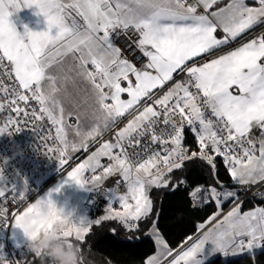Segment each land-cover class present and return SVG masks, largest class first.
<instances>
[{"label": "snow or ice", "instance_id": "1", "mask_svg": "<svg viewBox=\"0 0 264 264\" xmlns=\"http://www.w3.org/2000/svg\"><path fill=\"white\" fill-rule=\"evenodd\" d=\"M217 3L218 0H0V76L9 80L14 77L11 92L0 79V92L5 96L0 109L7 104L12 112L30 116L33 122L46 117L55 126L54 139L59 141L47 151L58 153L60 165L66 163L63 157L69 148L66 128H72L81 138L78 144L70 145L71 150L86 149L89 139L95 140L135 110L127 124L116 131L114 141L101 144L84 163L67 173V180L78 185L97 187L107 177L119 176L117 184L126 186L122 194L109 189V206L104 215L94 220H73L63 209L57 210L62 236L78 242L82 251L93 227L105 222H115L126 232L138 231L140 223L154 213L149 191L177 187L171 183V174L182 169L185 162L200 159L217 177L218 157L223 159L231 186L217 178L213 185L197 187L190 195L197 202H215L217 208L231 200V210L223 214V219H218L219 212L210 216L208 222L215 221L213 226L196 238L188 237L177 253L161 236L156 213L150 234L158 254L148 258L146 264H161L162 260L167 264H207L217 255L227 260L242 254L250 255L255 264L256 251H264V207L241 212V193L246 194L252 186H264V31L241 40L223 54L204 59L264 24V0H254L258 6L250 5L248 0H229L225 7L212 11ZM33 5L43 15L46 28L33 31L24 26L21 34L9 20L10 9ZM75 17L82 18L83 25ZM120 36L142 53L145 63L137 67L123 55L114 42ZM68 56L75 61L77 74L92 88V126L87 132L79 126L82 114H76V126L67 124L61 101L57 96L53 99L43 94L46 85L56 94L64 87L69 77L60 74L61 65ZM54 67L58 69L55 73ZM181 74L182 79L159 95ZM122 94H127L128 99H122ZM33 101L39 110L33 108L29 113L27 105ZM22 103L24 108L20 107ZM19 123V118H9L0 133H7L9 127L18 132ZM158 126H162L159 133ZM257 128L258 141L251 138L252 130ZM186 129L195 135L197 151L184 147ZM152 145L160 150L152 151ZM137 147L140 151H136ZM128 148L133 151L129 153ZM102 156L110 161L107 166L101 165ZM101 167L100 175L90 180L83 178L86 169L95 172ZM252 195L264 198V191ZM112 201H117L120 208L113 207ZM51 203L50 194L29 199L25 187L22 190L0 171V221L14 227L22 211H35ZM204 228V223L198 225L199 230ZM109 231L115 235L117 229ZM30 252L31 261L27 255L22 262L0 257V264H38L40 254Z\"/></svg>", "mask_w": 264, "mask_h": 264}, {"label": "trees", "instance_id": "2", "mask_svg": "<svg viewBox=\"0 0 264 264\" xmlns=\"http://www.w3.org/2000/svg\"><path fill=\"white\" fill-rule=\"evenodd\" d=\"M183 142L196 147V141L190 129L185 130ZM215 163L217 177L212 175L210 166L205 162L193 159L185 162L182 169L175 170L171 174V183L178 185L177 187L151 189L149 195L154 201V213L148 220L140 223L138 231L126 232L115 222H105L100 227H93L83 247V264H146L148 257L157 250V245L150 234L151 220L156 218V213L159 214V232L169 248L173 250L182 245L188 237L199 230L198 225L208 222L210 216L232 203L229 200L223 202L221 208H217L215 202H197L190 195L197 187L207 188L213 185L217 178L225 185L231 186V177L227 173L223 160L218 157ZM258 190L264 191V186H258L244 196L242 209L255 205L264 206V198L252 195ZM243 194L245 193H241ZM90 213L97 216L100 211H90ZM111 228L117 229L115 235L109 231ZM127 237H133V239L129 240ZM25 255L29 261L32 260L30 250L17 256L22 262ZM207 264H253V262L248 254L228 257L227 260L217 255L212 257ZM255 264H264V251H256Z\"/></svg>", "mask_w": 264, "mask_h": 264}, {"label": "crops", "instance_id": "3", "mask_svg": "<svg viewBox=\"0 0 264 264\" xmlns=\"http://www.w3.org/2000/svg\"><path fill=\"white\" fill-rule=\"evenodd\" d=\"M65 2H68V0H65ZM189 2H192V0H189ZM228 3L229 0H218V3L214 5L211 10L214 11L217 8L225 7ZM248 3L253 6H258L254 4V0H248ZM202 10H203L202 8H198V11H202ZM72 15L75 16L74 13ZM75 18L77 19L78 23L83 25L82 18L80 17H75ZM9 20L11 23H13L16 26L17 31L20 32L21 34H23L24 32V26H27L28 29L33 31H41V30H45L46 28V23L43 15L38 14L34 5L31 7H21L16 11H12L10 9ZM262 31H264V24L257 25L253 29L249 30L244 36L239 38L235 43L228 45L226 48H221L220 50H218V52L213 53L212 57H204V59L214 58L216 55L223 54L225 51L238 46L241 40L253 38L259 35ZM114 42L116 46L120 47V45L116 41ZM122 52L125 57H127L131 62H133L125 54L123 49ZM61 67H62V72L60 74L61 75L66 74L69 77V79L64 84V87L61 88V91L56 94V96L61 101L65 109L64 115L66 118V123L69 125L76 126L77 125L76 114L80 113L82 115L79 126L81 127V130L83 132H87L92 126V122L89 118L93 108V99H94L91 85L83 77L77 74L75 68V61L73 60L72 56H68L67 58H65ZM88 68L89 70H92L91 65H89ZM52 71L55 73L58 71V69L54 67ZM182 78L183 76L182 77L178 75L175 76L174 80L169 82L165 86V88L161 92H159V95H163V92H166L168 88H170L177 80H180ZM122 99L127 100L128 99L127 94H122ZM141 107H143V103L141 104ZM68 113H72L73 115L68 116ZM134 114H135V110H133L131 114L126 115L125 117L118 120L110 128L114 127L115 130L118 131L127 124V121L131 119ZM110 128H108L106 131H103L99 136L95 138V140L89 139L86 149L77 148L76 151H72L70 145L73 143L78 144L81 138L75 135V132L73 131L72 128H66V138L69 142V148L67 149V154L68 156L74 158L72 164L68 166L65 170H63L54 179L48 181L38 192H36V194L30 197V199H34L37 196H44L50 194L51 199L57 205V207L63 209V212L65 214H70V218H72L73 220L78 218H83L85 220H94L95 218L104 215L105 210L109 206L108 203L111 199L109 189H112L111 187L113 182L120 177L119 176L107 177L101 182L100 186L93 187L89 184L78 185L75 182L68 181L67 173L71 171L73 168H75L77 165L84 163L88 159V157L92 155L93 152L97 151V149L100 147L101 144H103L106 141L115 140L116 131L113 133L108 132ZM251 138L256 141L259 140L260 130L258 128L252 130ZM256 145L258 149L259 144L257 143ZM256 154L257 155L259 154L258 151ZM99 159L101 165L105 160H108L107 157H103V156L100 157ZM102 171H103L102 167L96 169L95 172H93L92 169H86L83 178L85 180H90L93 175H100ZM256 187L258 186H254L246 194H248L250 191H253ZM57 188H59L58 191L56 190ZM95 189H100L104 194V204L103 207L99 210L100 214H98L97 216H93L90 212H87L83 209V202L85 198L92 190ZM246 194H243L242 196L244 197ZM112 205L116 209L120 208V205L117 201H112ZM232 207H233V202L230 205H228L226 208H222L219 211H217L221 213L218 219H223V214H226L229 210H231ZM258 207H264V206L255 205L248 209H242L241 206V212H247ZM214 223L215 221L204 223L205 228L203 230H198L195 234H193L190 237L193 238L198 237L202 231H206L208 228L212 227ZM9 239L16 251L20 252L19 249L27 246L25 237L13 226L11 227L10 230ZM186 242L187 240L184 241L183 244L180 245L178 248L173 249V252L177 253L181 251L182 248L185 246ZM161 264H167V261L162 260Z\"/></svg>", "mask_w": 264, "mask_h": 264}, {"label": "built area", "instance_id": "4", "mask_svg": "<svg viewBox=\"0 0 264 264\" xmlns=\"http://www.w3.org/2000/svg\"><path fill=\"white\" fill-rule=\"evenodd\" d=\"M133 39L138 37L133 36ZM123 49L125 54L137 65L140 66L145 63L146 58L142 53L136 50L133 46H130L129 41L124 36H120L115 40ZM5 63H7L5 61ZM183 76V74L178 75ZM4 85L9 88L11 92L13 80H9L7 76H0ZM195 91V89H193ZM11 99V96L8 97ZM5 96L3 92H0V103H4ZM21 108L25 105L20 104ZM36 108L39 110V106L33 101L27 105V111L31 113V110ZM12 118L13 120L19 118L20 123L17 127L20 128L18 132L14 127H9L7 133H0V171L4 177L9 180L15 181L19 185V180H22L27 185L31 186V191L27 194L28 198L32 197L38 192L48 181L54 179L63 170L70 166L74 158L66 154L63 159L66 163L64 165L59 164L58 153L48 152L49 147L55 148L59 141L55 140V126L45 117L43 120L33 122L31 117H25L22 114L12 112L10 108L5 104L3 109H0V127L4 126L5 122ZM160 127H157L159 133ZM115 128H110L108 132H115ZM51 135L53 139H45V137ZM194 138L195 135L193 134ZM184 147L191 149L192 151L198 150V145L193 147L192 144H185ZM62 147V145H61ZM257 147V145H256ZM152 151H159L160 148L157 145L151 146ZM129 153L133 150L127 149ZM116 151H119L118 149ZM136 151H140L137 147ZM151 152L142 154L140 160L147 158ZM190 154V153H189ZM222 159V158H221ZM223 160V159H222ZM108 160H105L102 165L107 166ZM117 178L113 184L112 189L116 194H122L126 191V186L123 183L117 184ZM104 194L100 189L92 190L83 202V209L87 212L97 211L103 207ZM11 207V205H9ZM12 225L10 223L5 224L0 221V257L7 259L8 261H20L17 254L14 252V247L10 242L9 234ZM39 264V263H38Z\"/></svg>", "mask_w": 264, "mask_h": 264}, {"label": "clouds", "instance_id": "5", "mask_svg": "<svg viewBox=\"0 0 264 264\" xmlns=\"http://www.w3.org/2000/svg\"><path fill=\"white\" fill-rule=\"evenodd\" d=\"M43 94L56 98L55 91L47 85ZM58 209L53 202L35 211H22L13 222L14 228L25 237L27 248L40 254L39 264H81L84 252L78 242L62 236L63 225L56 219Z\"/></svg>", "mask_w": 264, "mask_h": 264}, {"label": "rangeland", "instance_id": "6", "mask_svg": "<svg viewBox=\"0 0 264 264\" xmlns=\"http://www.w3.org/2000/svg\"><path fill=\"white\" fill-rule=\"evenodd\" d=\"M108 140V139H107ZM19 186H20V188L23 190V188L25 187V189H26V192H27V194L31 191V186H29V185H27L26 183H24L22 180H19ZM162 236V235H161ZM163 237V236H162ZM163 239H164V237H163ZM165 240V239H164ZM165 242H166V240H165ZM167 243V242H166ZM20 250V252L19 251H16L15 249H14V252L17 254V255H22L24 252H26V251H28L29 249L27 248V246H25V247H23V248H21V249H19ZM26 254V253H25ZM158 254V249L153 253V254H151L148 258H150V257H152V256H155V255H157Z\"/></svg>", "mask_w": 264, "mask_h": 264}]
</instances>
